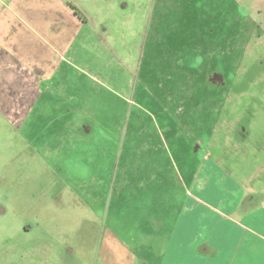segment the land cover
<instances>
[{
	"label": "rangeland",
	"instance_id": "1",
	"mask_svg": "<svg viewBox=\"0 0 264 264\" xmlns=\"http://www.w3.org/2000/svg\"><path fill=\"white\" fill-rule=\"evenodd\" d=\"M38 2L0 59V264H100L106 231L142 234L129 204L263 209L264 0Z\"/></svg>",
	"mask_w": 264,
	"mask_h": 264
},
{
	"label": "crops",
	"instance_id": "2",
	"mask_svg": "<svg viewBox=\"0 0 264 264\" xmlns=\"http://www.w3.org/2000/svg\"><path fill=\"white\" fill-rule=\"evenodd\" d=\"M40 6L38 0H0V59L18 52L21 42L32 37L21 24L25 15L34 16ZM198 29L196 35H200L203 40L216 33L215 28L202 27L199 22L195 31ZM203 40H200L201 43ZM201 47V44L197 45L198 49ZM26 73L24 69H19L15 74L27 79L22 80L24 91H35L37 78L34 74ZM208 81L216 87L226 85L225 77L217 71L211 72ZM34 84L35 88H32ZM97 142L104 144V148L97 147L104 160L106 139L98 138ZM91 178L92 183L101 184L99 188L103 190L102 175L95 174ZM235 187L240 193L236 189L232 190L228 202L231 205L224 208L233 207L231 212L240 207L245 196L243 187ZM181 206L183 209L173 210L165 203L129 204L123 207V210L143 211L137 219H131L142 234L127 233L123 227L119 229L120 234L116 230L106 231L99 251L100 264H264V207L253 209L254 212L241 210L246 215V222L233 220L229 225L224 220L218 222L221 215L217 212L207 214L195 206L189 210ZM171 212L175 214L172 222L168 219ZM115 218L120 219L118 213Z\"/></svg>",
	"mask_w": 264,
	"mask_h": 264
},
{
	"label": "flooded vegetation",
	"instance_id": "3",
	"mask_svg": "<svg viewBox=\"0 0 264 264\" xmlns=\"http://www.w3.org/2000/svg\"><path fill=\"white\" fill-rule=\"evenodd\" d=\"M239 99L243 100V97L241 96ZM250 100H251V98H250Z\"/></svg>",
	"mask_w": 264,
	"mask_h": 264
},
{
	"label": "water",
	"instance_id": "4",
	"mask_svg": "<svg viewBox=\"0 0 264 264\" xmlns=\"http://www.w3.org/2000/svg\"><path fill=\"white\" fill-rule=\"evenodd\" d=\"M0 213H2V209H0Z\"/></svg>",
	"mask_w": 264,
	"mask_h": 264
},
{
	"label": "clouds",
	"instance_id": "5",
	"mask_svg": "<svg viewBox=\"0 0 264 264\" xmlns=\"http://www.w3.org/2000/svg\"><path fill=\"white\" fill-rule=\"evenodd\" d=\"M197 63H199V61H197Z\"/></svg>",
	"mask_w": 264,
	"mask_h": 264
}]
</instances>
